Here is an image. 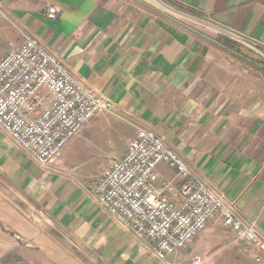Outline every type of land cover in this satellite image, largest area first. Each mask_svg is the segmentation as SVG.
<instances>
[{"label":"crops","instance_id":"1","mask_svg":"<svg viewBox=\"0 0 264 264\" xmlns=\"http://www.w3.org/2000/svg\"><path fill=\"white\" fill-rule=\"evenodd\" d=\"M0 59L27 39L64 63L72 78L115 105L98 113L47 167L0 128V182L50 230L0 241V264H264L219 219L187 248L160 261L89 189L141 130L164 140L188 172L264 234V65L247 47L204 26L264 44V0H0ZM49 6L57 19H46ZM193 29L186 28L185 26ZM200 34V35H199ZM207 38H205V37ZM182 179L168 164L155 189L182 204ZM27 230V231H25ZM26 234V235H25ZM4 238V237H2ZM37 247L38 249H35Z\"/></svg>","mask_w":264,"mask_h":264},{"label":"built area","instance_id":"2","mask_svg":"<svg viewBox=\"0 0 264 264\" xmlns=\"http://www.w3.org/2000/svg\"><path fill=\"white\" fill-rule=\"evenodd\" d=\"M58 13L57 7L49 6L45 17L55 20ZM204 26L247 47L264 65V44L207 19ZM114 110L108 98L95 95L72 78L64 63L37 38L27 39L0 59V128L39 167L51 165L94 116ZM127 151L89 189L100 208L122 220L136 240L150 244L155 258L163 261L187 248L208 221L219 219L236 239L260 251L255 260L264 263V234L254 222L244 221L221 195L194 178L177 153L165 147L163 138L143 129L129 142ZM160 162L175 169L182 179L179 207H173L163 194L173 192L170 185L153 186ZM190 264H202V259L194 257Z\"/></svg>","mask_w":264,"mask_h":264},{"label":"rangeland","instance_id":"3","mask_svg":"<svg viewBox=\"0 0 264 264\" xmlns=\"http://www.w3.org/2000/svg\"><path fill=\"white\" fill-rule=\"evenodd\" d=\"M32 226L53 232V230H50L51 228H48L45 221L31 210L29 205L17 198L13 192H10L0 182V241L3 240L9 244L15 242L21 246L31 245L34 247L35 243L30 240L26 242L23 233L24 229L28 230ZM35 249L38 248L35 247ZM216 257L215 255L210 256L208 264H211V260L215 262Z\"/></svg>","mask_w":264,"mask_h":264},{"label":"water","instance_id":"4","mask_svg":"<svg viewBox=\"0 0 264 264\" xmlns=\"http://www.w3.org/2000/svg\"><path fill=\"white\" fill-rule=\"evenodd\" d=\"M183 26H185L186 28H188V29H190L189 27H187L186 25H183ZM190 30H192L193 32H195V33H197L196 31H194L193 29H190ZM200 35V34H199ZM205 37V36H204ZM205 38H207V37H205Z\"/></svg>","mask_w":264,"mask_h":264}]
</instances>
